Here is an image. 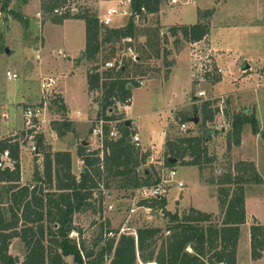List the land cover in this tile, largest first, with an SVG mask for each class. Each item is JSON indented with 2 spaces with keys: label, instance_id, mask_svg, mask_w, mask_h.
I'll return each mask as SVG.
<instances>
[{
  "label": "rangeland",
  "instance_id": "obj_1",
  "mask_svg": "<svg viewBox=\"0 0 264 264\" xmlns=\"http://www.w3.org/2000/svg\"><path fill=\"white\" fill-rule=\"evenodd\" d=\"M3 1L0 0V140L14 138L23 146V152L20 153L24 178L35 179L36 168L43 170L45 154L47 150H53V146L72 147L70 138H76L73 145L76 149L81 142L79 137L83 138L82 142L88 143L90 149L100 147L102 140L94 129L97 128V120L103 117V92L89 91L87 75L98 66L96 70H100L102 80H109L110 77H116L124 67L123 75L129 77L135 85L131 90L132 102L126 105L116 101L113 107L106 108L105 114L114 118L109 123L110 130H119L124 120L132 121L131 132L140 135L142 150H149L153 158H149L153 165H149L148 161L142 165L141 170L152 166L159 170L161 176H165L163 168L167 167L170 168L169 177L171 168L177 170L172 181L163 185L166 190L164 194L169 200L168 210L182 214L195 207L212 213L214 222H220L222 210L218 197L219 186L212 184L211 178L219 176L239 161L255 163L263 181L246 185V211L250 224L242 225L243 240L240 247L241 264H249V257L246 256V229L255 223L264 224V64L259 66L260 60L263 59L264 63V11L249 22H242L232 14L239 3L233 0H215L216 3L200 0L198 3L201 7L204 4L214 6L217 13L212 19V32L207 39L190 42L183 39L180 31L174 36L171 28L191 24L196 19L198 21L199 7L196 3L192 4L194 0H163L158 12L135 16L133 38L103 42L97 58L91 60L85 54L84 19L68 18L63 23H55L51 20L52 15L43 13L42 0H11L6 9L2 8ZM185 1L191 3L186 9L183 8V14L182 10L179 12L177 9L187 3ZM222 1H227L229 5L220 6ZM119 2L68 0L72 13L78 12L77 9L82 6L96 12L99 18L109 7ZM118 6L120 12L113 16L109 27H124L132 16L131 3L125 1ZM121 10L126 12L122 13ZM13 11L21 12L29 19L35 18L41 28L40 35L18 20L12 14ZM230 26L233 28L219 30ZM217 30L219 35H216ZM103 36L105 32H102L101 38ZM177 38L181 40L178 44ZM127 40L130 41L128 47ZM234 56L235 59L239 56L240 61L246 59L254 71L249 70L251 68L244 69V63L236 65ZM217 57H220L219 61ZM108 62H112L113 67H109ZM205 62H211L213 72L217 68L216 75L220 81L206 77L203 70ZM220 68L223 72H219ZM198 69L202 70L200 76H197ZM7 71L16 72L18 77L8 79ZM50 78L55 83L52 87H45L44 84H48ZM185 88L187 91H184ZM201 90L206 95L197 97ZM65 96L73 118L80 121L71 119L68 115L69 107L67 112L58 107L57 100H64ZM205 100L213 101L211 107L215 115L213 120L203 126L202 105ZM28 106L41 107V116L27 118L25 111ZM248 110V113H255L260 131L254 133L252 125L245 124L241 144L233 143L231 149H228L229 138L234 141L232 135L228 136L232 132L234 114ZM5 112L7 115H3ZM196 116L199 117L198 123L192 121ZM68 119L73 121L75 131L60 136L54 123L67 122ZM183 123L186 128L182 127ZM203 130L207 135L211 132L207 145L210 157L214 159L202 172L196 165L178 162L170 167L163 162L164 142L167 139L196 135L203 133ZM39 138L42 140L41 145L37 143ZM3 156L4 164L13 167L14 162L10 156ZM80 167L77 163L73 168L77 177L84 168ZM179 181H183L184 186H179ZM104 192L103 204H98L97 211L80 212L75 216V225L84 230L87 247L92 246L102 228L105 230L107 222L114 229L126 227V230H137L143 226H161L162 234L168 233V217L161 210L139 206V199L133 189L120 190L113 187ZM9 252L19 258L18 264L24 260L25 246L20 238L15 237L10 241ZM67 260L69 264H75L73 257L68 256ZM110 260H107V264ZM257 264H264V258Z\"/></svg>",
  "mask_w": 264,
  "mask_h": 264
},
{
  "label": "trees",
  "instance_id": "obj_2",
  "mask_svg": "<svg viewBox=\"0 0 264 264\" xmlns=\"http://www.w3.org/2000/svg\"><path fill=\"white\" fill-rule=\"evenodd\" d=\"M27 2V0H22ZM11 0H4L2 8L6 9ZM67 0H42L43 13L52 15L55 23H63L68 18H82L86 23V50L88 59L97 58L103 42L135 36V16L156 13L160 10L163 0H132V16L124 27H109L101 23L96 12L79 6V12H55ZM214 8L200 9L199 20L194 24L173 26L172 34L179 31L183 39L198 42L207 39L210 34L209 18ZM14 16L29 26V18L21 12L13 11ZM206 19V20H205ZM102 32L105 36L101 38ZM177 44L181 42L176 39ZM97 66L88 73V89L101 90L103 98L101 109L103 117L114 120L105 114L107 107H113L116 101L122 103L131 97V88L135 85L129 77L124 76L122 67L116 77L103 79ZM214 72L206 71L207 78L213 77L220 81ZM219 73V72H218ZM110 76V75H109ZM212 100H205L202 108L204 123L213 120L215 110L211 107ZM58 107L67 112L62 98L57 100ZM218 109V108H217ZM238 112L232 121V135L228 141V149L232 144L240 145L245 124H251L254 133L260 131L259 120L255 113ZM185 120V119H184ZM120 126L118 138L109 137L110 126H104L103 146L90 149L83 142L79 143L78 155L84 163L83 171L77 177L72 170V154L70 151H47L42 171L36 168L34 176L36 184L21 185V144L17 139L0 140V157L5 151L14 162L6 166L0 159V264H18L10 250V241L20 238L25 246L24 260L20 264H68L67 257L72 256L75 264H138L143 261H156L158 264H236L238 245L242 234V225L247 221L246 185L263 181L252 161H239L219 176L212 177L210 182L218 184L219 203L222 210L221 221L214 222L213 214L195 207L180 214L167 209L168 198L144 199L139 205L161 210L168 217V232L162 236L161 226H143L137 228V236L121 234L109 236L111 228L107 222L101 233L95 238L91 247L84 240L71 234L78 229L74 224V215L83 210L97 211L98 204H103L105 190L116 187L120 190L135 189L145 185H157L160 181L159 172L152 166L145 165L151 152L142 150L133 140L131 128L124 120ZM60 136L68 131L74 132L73 122L54 123ZM73 128V129H72ZM206 130V128L204 129ZM203 130V131H204ZM202 131V129H201ZM215 133L218 130H214ZM205 133L169 138L165 142V163L169 156L177 157L186 165H196L202 170L213 162L209 154L208 141ZM41 145V138L37 142ZM41 148V146H38ZM149 165H153L149 161ZM97 203V204H96ZM104 225V224H103ZM252 257L258 259L264 254V224L251 225Z\"/></svg>",
  "mask_w": 264,
  "mask_h": 264
},
{
  "label": "built area",
  "instance_id": "obj_3",
  "mask_svg": "<svg viewBox=\"0 0 264 264\" xmlns=\"http://www.w3.org/2000/svg\"><path fill=\"white\" fill-rule=\"evenodd\" d=\"M128 2V3H131L132 4V0H120L119 3H125ZM119 3L117 5H114L112 6L111 8L109 7V9L107 10V12L102 15V17L100 18V21L101 23H103L104 25H111L112 23V20H113V16L115 14H118L120 12L119 10ZM70 5L68 3V0L66 2V4H64L62 7H57L55 9V12L57 13H63L64 11H70ZM77 11L79 12L80 10L77 9ZM124 12V10H121ZM211 60V59H210ZM107 65L109 67H113V63L112 62H108ZM200 70L201 69H198V74L197 76H200ZM203 70H204V73L206 71H212V64L211 62H205L204 64V67H203ZM202 71V70H201ZM219 72H223V70L220 68L219 69ZM6 75H7V78L8 79H12V78H17L18 77V74L16 72H12V71H7L6 72ZM196 76V77H197ZM198 78V77H197ZM55 83V80L53 78H50V81L48 82V84H44L45 87H52V85ZM206 95V92L204 90H201L199 93H198V96L199 97H204ZM132 102V97H129L125 104L128 105ZM42 113V109L41 107H33V106H28L26 111H25V116L27 118H35V117H38L40 116ZM113 120H107L105 119L104 117L100 118L97 120V128L94 129L95 133L97 136H99V138L102 140V144L100 145V147L103 146V138H104V126L105 124H109L111 123ZM110 126V124H109ZM182 127L183 128H186V124L183 123L182 124ZM121 135V131L120 129L118 130L117 129H113V130H110L109 131V137L111 138H118L119 136ZM133 140L136 142L137 145H140V135L138 133L134 134L133 135ZM9 152L8 151H5L4 152V155H8ZM152 159V158H151ZM2 160V159H1ZM163 162L165 163V159H163ZM2 162H0L1 164ZM166 164V163H165ZM167 165V164H166ZM165 165V166H166ZM168 166V165H167ZM170 168H167V167H164L163 168V171L165 172V176H161V173H159V176H160V181L157 185H145V186H141V187H138V188H135L133 189L134 192H136V198L139 199V201L141 200H144V199H152V198H160L161 196H165L164 193H166V190L164 189V183L166 182H169V181H172L173 177L177 175V170L175 168H171V172H170V177H169V174H168V170ZM141 170V167L138 169V171ZM159 172V170H158ZM166 177H169V178H166ZM179 186H184V183L183 181H179L178 182ZM139 204V203H138ZM140 206V205H139ZM134 210V209H132ZM121 234H132V235H135L137 236V230H126V227H122V228H119V231L118 233L116 234L115 231H110L108 233L109 236H120ZM139 264H158L156 261H143V260H140L139 261Z\"/></svg>",
  "mask_w": 264,
  "mask_h": 264
},
{
  "label": "crops",
  "instance_id": "obj_4",
  "mask_svg": "<svg viewBox=\"0 0 264 264\" xmlns=\"http://www.w3.org/2000/svg\"><path fill=\"white\" fill-rule=\"evenodd\" d=\"M187 1H189V0H187ZM187 1H185V2H187ZM195 2H192V4L193 3H196V5L199 7L198 8V10H200L201 8H204V9H209V8H213L214 6H208V4H204V5H202V7L199 5V3H198V1H200V0H194ZM230 0H228V2H229ZM235 3H239L236 7H235V10L233 9V11H232V14L233 15H235V16H237V18H239V20L240 21H242V22H244V21H247V22H249L250 21V19H253L254 17H256V15L257 14H259V13H261L262 11H264V0H233ZM233 1H230V2H233ZM212 2L213 3H216V1L215 0H212ZM228 2L227 1H222L221 2V4H220V6H223L224 4L225 5H229L228 4ZM189 3H191V2H187V3H183V5H181V7H180V9H177L179 12L182 10L183 11V14L185 13L184 12V9H186L187 8V5L189 4ZM114 6V5H113ZM233 7V6H232ZM184 8V9H183ZM249 9L251 10V13H250V11H249ZM231 11V10H230ZM126 11H122V13H125ZM198 12V11H197ZM215 13H217L216 12V10L214 11V14L212 15V18L210 19L211 20V23H210V32H212V26H211V24H212V19H213V17H214V15H215ZM263 15H264V12H263ZM233 19V18H232ZM235 19V18H234ZM66 20V19H65ZM64 20V21H65ZM181 20H183V18L181 19ZM185 21V20H184ZM196 22H197V19H196ZM196 22H190L191 24H194V23H196ZM256 22H258V20H256ZM235 23V22H234ZM237 24V23H236ZM262 24V23H261ZM235 27V26H234ZM230 28H233V27H229V28H227V27H221L219 30H221V29H230ZM41 29V28H40ZM219 30H217L216 31V35H219ZM215 36V35H214ZM244 55V54H243ZM222 56V55H221ZM229 57V56H228ZM236 57H238L237 59H235V56L233 57L234 58V61L236 62V65H239V64H241L242 65V63H244L245 64V67H244V69L246 68V69H248L247 68V65H249V68H251V69H249V70H251V71H254L253 69H252V66L250 65V63L245 59V61L244 60H241L240 61V57L239 56H236ZM246 58V57H245ZM217 60L219 61L220 60V57H217ZM264 63H263V59L262 60H260V63H259V66H262ZM241 70H242V67H241ZM174 71V70H173ZM173 71H172V74L171 75H173ZM172 77V76H171ZM192 82V81H191ZM130 88L131 89H133L134 87H132V85H130ZM184 91H187V88H185L184 89ZM197 97H199V96H197ZM196 97V99H198ZM195 101V100H194ZM64 102H65V104H66V106L67 107H69V110H68V115H70L71 116V119L72 120H77V121H80V120H78V119H74L73 118V114L71 113V108H70V104L68 103V101H67V99H66V96H65V99H64ZM193 102V101H192ZM188 102H186V104H187ZM42 114V113H41ZM3 115H7V113L5 112V113H3ZM9 115V114H8ZM41 116V115H40ZM71 119H69V120H71ZM73 122V121H72ZM129 127V126H128ZM72 133H74V132H72ZM134 134H136L135 132H134ZM133 134V135H134ZM81 137H83L82 135H81ZM71 140V144H70V146H72V147H69V145H68V147H66V148H62V147H55V146H53V150H50V151H52V152H56V151H60V150H63V151H70L71 152V154H72V170H73V168H74V165L75 164H77V163H79V165H81V167L80 168H82V166L84 167V163H83V161L80 159V157H79V155H78V148L76 149V148H73V145L76 143V138L74 137V138H70ZM79 139L81 140V142H82V140H83V138H80L79 137ZM78 139V140H79ZM75 141V142H74ZM74 142V143H73ZM164 146H165V142H164ZM38 150V149H37ZM75 150V151H74ZM21 151L23 152V146L21 145ZM47 151H49V150H47ZM3 155H4V153H3ZM1 156L0 157V159H4L3 157H5V156ZM150 158H152V156L150 157ZM153 159V158H152ZM75 160H76V162H75ZM20 163H22V157H21V153H20ZM40 170V169H39ZM81 170V169H80ZM83 170H81L80 171V174H81V172H82ZM73 173L76 175V173L74 172V170H73ZM80 174H79V176H80ZM24 173H23V168H22V164H21V180H20V184L21 185H25V184H28V183H31V184H35L36 183V180L33 178H30V179H28V178H24ZM77 176V175H76ZM108 195H111V193H108ZM246 210H247V200H246ZM86 211H89V210H83V211H80V212H86ZM80 212H77V213H80ZM77 213L74 215V224H75V216L77 215ZM260 219V218H259ZM246 225H249L250 224V218H249V215H248V211H247V221H246V223H245ZM244 224V225H245ZM78 227V226H77ZM81 231H79L78 232V229H76V230H74L72 233L75 235V234H79V236H74L73 234H71L73 237H76V238H78V239H81V240H84V237H83V235H84V230L82 229V228H80V227H78ZM249 228H250V226H249ZM247 230V238H246V249H247V257H249V264H257L258 263V261H260L261 260V258H264V255L262 256V257H260V258H258V259H254L253 257H252V253H251V233H250V229H246ZM242 240H243V228H242V234H241V237H240V241H239V245H238V259H237V263L236 264H241V259H240V247H241V244H242ZM85 241V240H84ZM72 257V256H71ZM67 259H68V257H67ZM68 261V260H67ZM69 264V263H68Z\"/></svg>",
  "mask_w": 264,
  "mask_h": 264
},
{
  "label": "water",
  "instance_id": "obj_5",
  "mask_svg": "<svg viewBox=\"0 0 264 264\" xmlns=\"http://www.w3.org/2000/svg\"><path fill=\"white\" fill-rule=\"evenodd\" d=\"M29 26L34 29V31L36 32L37 35H40V33H41L40 25L38 24V22H37V20L35 18H31L29 20ZM129 45H130V41L127 40L126 41V46L128 47ZM247 68H249V65H247ZM192 121L194 123H198L199 122V117L196 116L195 118L192 119ZM126 125L130 127L132 125V121L131 120H127L126 121ZM83 143L86 144V145L88 144L86 141H84ZM168 161L171 162V163L177 164L179 162V159L177 157L169 156L168 157ZM162 235H164V234H162ZM16 261L17 262L19 261L18 257H16Z\"/></svg>",
  "mask_w": 264,
  "mask_h": 264
}]
</instances>
